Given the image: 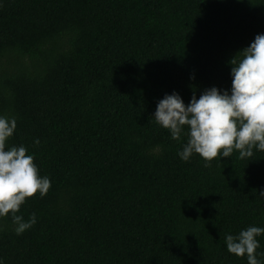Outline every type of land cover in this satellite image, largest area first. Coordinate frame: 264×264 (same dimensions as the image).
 I'll return each instance as SVG.
<instances>
[{
    "label": "trees",
    "instance_id": "obj_1",
    "mask_svg": "<svg viewBox=\"0 0 264 264\" xmlns=\"http://www.w3.org/2000/svg\"><path fill=\"white\" fill-rule=\"evenodd\" d=\"M259 33L264 0H0L7 143L51 181L17 213L33 227L0 218L4 264H247L223 240L264 227V152L182 162L186 137L151 115L164 94L228 89Z\"/></svg>",
    "mask_w": 264,
    "mask_h": 264
},
{
    "label": "clouds",
    "instance_id": "obj_2",
    "mask_svg": "<svg viewBox=\"0 0 264 264\" xmlns=\"http://www.w3.org/2000/svg\"><path fill=\"white\" fill-rule=\"evenodd\" d=\"M229 61L231 84L228 89L215 86L205 89L187 103L173 91L156 102L151 115L154 122L168 130L172 140L186 137L177 156L187 162L195 154L207 167L213 159L230 157L235 151L239 159L251 158L253 151L264 152V33L256 34L247 47ZM16 130V118L0 115V218L10 217L13 231L21 235L37 222L35 213L27 220L17 213L26 198L37 193L42 198L51 181L39 175L24 145H8ZM33 145H39L34 138ZM258 198L264 200V188ZM264 227L248 226L237 234H226L223 247L229 254L245 257L247 264H264L258 257ZM0 264H4L0 258Z\"/></svg>",
    "mask_w": 264,
    "mask_h": 264
}]
</instances>
